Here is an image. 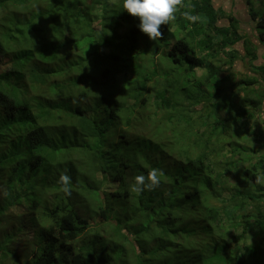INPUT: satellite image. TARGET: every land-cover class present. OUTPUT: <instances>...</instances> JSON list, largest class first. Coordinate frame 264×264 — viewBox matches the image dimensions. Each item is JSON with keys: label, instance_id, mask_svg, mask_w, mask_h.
<instances>
[{"label": "trees", "instance_id": "obj_1", "mask_svg": "<svg viewBox=\"0 0 264 264\" xmlns=\"http://www.w3.org/2000/svg\"><path fill=\"white\" fill-rule=\"evenodd\" d=\"M212 2L166 0V5H163L156 0H124V3L116 0H0V58L8 56L11 59L10 66L0 72V264L110 263L113 247L119 246L115 243L128 239V233L125 235L127 231H122L119 222L115 223L116 235L112 234L108 245L107 236L99 233L97 236L86 235L80 239L89 222L76 207L50 209L45 214L51 222L48 226H38L34 221L31 212L39 205L41 189L44 188H39L41 184L46 187V192L56 187L67 192V182L52 170L59 162L58 151L55 150L58 146L57 138L54 139L52 133L55 130L54 136L59 133L58 122L61 119L74 122L78 120L77 116H86L89 112L81 104L76 107L73 105L77 97L88 99L86 91L77 94L72 89L86 83L85 78H93V70L106 79L110 78L111 86L115 85L121 94H125L127 110L148 105L152 97L151 93L145 92L146 82L142 83L140 89L138 82L125 80L126 73L131 69L127 71L126 64L131 66L140 52L150 49L159 51L168 46L170 48L164 51H167L173 62L179 63L184 59L189 63L186 71L197 67L208 71L207 74H200L199 78L207 82L206 90L216 92L220 104L219 101L216 104L215 119L210 121L211 132L205 144L203 140L194 142L196 152L199 153L197 156L190 150L186 157V150H178V146L174 147L169 139L153 137V140H142L147 142V146L135 161L143 166L146 178L152 180L147 187L142 183L138 185L140 203L146 194L151 193L154 199L158 197L153 205L143 204V208L150 213V219H154L158 226L164 224H161L162 220L174 223V220L180 219L182 234L196 246L201 245L205 252L196 255L195 264H205V261L207 264H264L263 243L254 247L247 241L249 233H259L264 242V211L246 209V213L240 217L231 211L233 206H241L239 199L247 208L248 200L255 201L264 197V156L244 172L238 169L232 159L234 153L241 151V147L235 141L236 135H239L238 128H233L227 121L232 119L237 123L238 120L236 126L243 125L248 134L252 130L251 114L243 107L237 109V92L234 90L226 95V82L218 75L224 64L237 59L240 51L233 48L234 45L242 46L244 50L248 42L251 48L257 44L251 41L247 32L242 33L241 28H234V21L238 20L231 12L228 14L224 9L218 12ZM260 2L264 6V0ZM246 4L256 29H260L259 42L263 45L264 8L258 9L253 0H246ZM224 16L231 21L229 26L221 23ZM172 24L175 30H172ZM158 31L163 35L158 39L153 38ZM215 32L221 39L216 37ZM197 49L209 53L213 59L222 52L224 59L213 65L207 56L197 57ZM69 54L73 59L67 62L66 56ZM202 60L207 61L203 63ZM145 62L146 58L142 61L144 67ZM133 75L138 73L134 72ZM199 78L188 80L187 83L180 82L178 88H184L189 83L196 86ZM122 81L126 83L123 91L118 88ZM243 83L251 86L258 83V80L249 78ZM202 87L199 93L191 89L193 97L189 99L197 102L204 95ZM155 95L158 96L156 107L162 110L164 103L158 99L163 93L159 94L158 91ZM206 98L210 99L208 94ZM223 103L226 108L220 113L218 110ZM106 108L110 114H121L122 105L110 104ZM94 111H97L95 107ZM229 111L237 112L239 117H227ZM69 112L75 117L69 116ZM129 121L133 122V119ZM56 122L59 126L53 125ZM79 125L83 133L99 135V138L105 132L99 128L96 120L91 122L89 118L88 121L82 120ZM170 130L173 133V129ZM78 131L76 129V133ZM201 145H205L204 150ZM103 160L108 162L109 159L104 156ZM223 160L225 168L217 169ZM115 163L119 169L131 167L129 161ZM145 164L152 165L151 169H145ZM134 170L133 174L128 171L122 174L119 171L112 177L102 167L97 168V173L104 175L107 185L112 182H129L131 185L142 176ZM39 171L45 176H40ZM229 174H234L235 180L231 179V187L226 188ZM244 176L247 181L243 183ZM238 184L246 185V190L241 191ZM18 187L19 191L14 192ZM133 188L128 186L123 192L109 188L108 191L98 193L102 215L108 219L109 213H112L102 207V200L106 198L104 193L114 199L124 197L127 200L133 196ZM219 189H226L235 195L228 198L224 193H212V190ZM88 192L82 193L87 195ZM25 194L27 196H23ZM216 201H220L223 208ZM119 204L122 209L128 207ZM120 205L114 204L113 212ZM16 206H25L30 210L34 223H25L32 229L37 227L35 241L22 242L15 231L9 229L14 222L18 225L22 223L12 213L11 207ZM252 212L256 213L253 220L250 218ZM226 217L233 220L230 226L224 225ZM232 226H236L233 234ZM170 229L171 232L176 231ZM10 232L13 237L5 241L4 237ZM163 235L166 236L165 233ZM151 241L154 242L155 238ZM30 242L28 254L23 256V261H19L21 254L18 251L24 247L28 249ZM32 247L35 258L28 261ZM126 260L133 263L128 256Z\"/></svg>", "mask_w": 264, "mask_h": 264}, {"label": "rangeland", "instance_id": "obj_2", "mask_svg": "<svg viewBox=\"0 0 264 264\" xmlns=\"http://www.w3.org/2000/svg\"><path fill=\"white\" fill-rule=\"evenodd\" d=\"M116 1L120 3L123 1L124 3V0ZM156 1L164 4L166 2V0ZM253 2L258 9L263 10L264 6L260 0H253ZM220 5L228 14L231 12L232 16L238 20L234 21V28H241L242 33L247 32L251 41L257 44V47L251 48V44L248 42V46H245L244 50H242V46H238L236 49L242 52L238 53L237 59L234 62L224 64L221 72L218 73L220 79H224L226 82L225 87L227 92L225 93L229 95L233 89L237 92L238 97L235 99L237 109L243 107L251 114L252 124L250 126L252 130L248 131V134H246V129L243 125L239 124V126H236L238 120L237 123H234L236 120L233 121L232 119L227 121L233 128H238L239 135H236L235 141L240 145L241 151L234 153L232 159H234L238 169H242V172H244V170H250L252 163L257 162L264 156V118L256 117L258 114L261 117L264 115V79L261 78L262 82L260 86H247L243 83L244 80L249 78L259 77L256 70L264 72V67L260 66L261 63L264 64V44L262 45L259 42L260 29H256V23L250 17L246 0H214V6L218 7V12L220 11ZM221 23L229 26L231 21L224 16ZM171 26L172 30L176 29L173 24ZM161 35L163 33L158 31L153 38L158 39ZM215 35L218 39H221V36L217 32H215ZM152 46L155 47V44L152 43ZM169 48L170 46L164 49ZM164 49L159 51L150 49L146 50V52H140L131 66L126 64L127 71L131 69L129 73H126L125 80L138 82L141 85L140 89H142V83L146 82L147 87L145 92L148 94L151 93L152 100L144 107L139 105L137 109L127 110L125 94H121L115 85L111 86L112 80L110 78L106 79L102 77V74L95 70H93V73H95L93 74V78H85L86 83L72 89L77 94L81 91H86L88 99L77 97L73 105L76 107L81 104L89 112L86 116H77L76 118L78 120L74 122L61 119L58 122L60 125L59 133L55 136L54 133L56 130L52 133V137L54 139L55 137L57 138L56 142L58 146L55 150L58 151L59 156V162L53 166L52 170L53 173L59 174L67 182L66 188L68 193L58 187L53 191L46 192V187L41 184L39 188H44L41 189L39 205L31 212L34 215L35 223L39 224L38 226H48L51 222L46 219L45 214H48L50 209L55 207L64 209L76 207L79 210L77 211L89 222L87 230L84 233L82 232L83 234L80 236V239L85 238L86 235L97 236L99 233L100 235L107 236L108 245H110L112 234L116 235L114 232L115 223L117 224L119 222V227H122V231H127L125 235L128 233V239L115 243L119 246L116 245L117 247H113V254H111L112 260L109 264H195L196 255L205 253L201 245L196 246L192 240H187V236L182 234L179 218L174 220V223L170 221L166 223L162 220L161 224L164 223L162 226H158L154 219H150V213L148 209L143 208V204L149 203L153 205L158 197L154 199V197H151V193H149L141 199V203L139 200L140 190L138 185L142 183L144 187H147L151 183L150 180H152L146 178L143 166L138 165L135 161L137 155L146 149L147 142H143L142 140L144 138L153 140L155 137L161 140L169 139L174 147L176 145L178 146V150H186V157L189 155L190 150H193V155L197 156L199 153L196 152L194 142L203 140V144H205L211 132L210 121H214L215 119L216 112L214 110L217 108L216 104L218 101L220 104V99L217 97L216 92L213 90L209 92V89L206 90L207 82L199 78L200 74L208 73L205 68L197 67L194 70L186 71L189 68V63L184 59L180 60L179 63L173 62ZM227 49H229V46H227ZM196 55L199 58L207 56L208 61L213 65L218 64L224 59L222 52L219 53L218 59H213L207 52L197 51ZM145 58L146 62L144 67L142 61ZM72 59L73 56L71 54L66 56L67 62H70ZM206 61L202 60L203 63H206ZM10 64V57L0 58V72L7 69ZM134 72L138 73V75L134 76ZM197 78H199V82L196 83V86L195 84L189 83L184 88H178L180 82L187 83L188 80H197ZM125 84V81H122L121 86L118 88H121L123 91ZM201 87L204 95L199 97L198 103L195 99H189L193 97L191 95V89L199 93ZM154 88L155 90L153 91ZM150 89L152 90L150 91ZM158 91L159 94L163 93L158 99L164 103L165 107L162 110L156 107V99L158 96L155 94ZM207 94L210 99L206 98ZM116 103L122 105L121 114H110L106 107ZM224 103L218 110L220 113L226 108ZM94 107L97 111H94ZM224 114L227 116L226 112ZM232 115L236 119L239 117L238 113L234 111H231L227 117ZM69 116L75 117L70 112ZM88 118L91 122L96 120L99 128L105 131L103 137L99 138V135L86 134L80 130V122L82 120L88 121ZM130 119H133V122H130ZM58 123L56 122L53 125H58ZM170 128L173 129V133ZM221 128L226 127L221 126ZM76 129L79 130L78 133H76ZM223 135L225 136L226 134L224 133ZM201 148L204 150L205 145H201ZM104 156L109 159L108 162L103 160ZM219 159L221 160V157ZM217 160L218 158L215 161ZM225 160H223L222 164H219L220 167L217 169L225 168ZM115 161L117 163L129 161L131 162V167L128 169L116 168L117 164ZM144 166L147 170H150L152 167L149 164H145ZM102 167L107 170L108 174H112V177L119 171L122 174H125L126 171L133 174L135 172L134 169L139 174H142V176H140V180L136 178L135 182L133 184L131 183V185H129V182L117 184L112 182L107 185L104 175L97 173V168L102 169ZM43 174L42 171H39L40 176ZM229 175L226 179V183L228 184V186H225L226 188L231 187V179L235 180L234 174ZM242 180L244 183L247 181V177L244 176ZM108 183L110 182L108 181ZM128 186L134 188L132 190L133 196L127 200L124 197L114 199L109 194L104 193L106 198L102 200V207H105V209L108 208L112 212L109 213V218L106 219L100 212L99 205L101 203L97 200L98 193L108 191L109 188L123 192ZM238 186L241 191L246 190V185L238 184ZM87 189L89 192L87 195H84L82 192H87ZM16 190L14 192H18L19 187ZM212 193L217 195L224 193V196L228 198H232L235 195L226 189L212 190ZM23 196H27V194ZM238 201L242 207L233 206V210L231 209V211L235 212L239 217L246 213V209L264 211V197L255 201L248 200L246 202L247 208L244 207L240 199ZM119 203L126 204L128 207L122 209ZM215 203L220 208H223L220 201H216ZM112 204H115V206L120 205V207L116 208L113 212ZM12 209L13 212H11L15 213V216L22 223L18 225L14 222L12 227L9 226V229L12 228L18 239H21L22 242L23 240L35 241L34 234L37 227L32 229V227L26 224L28 222L34 223L33 219H31L33 216L30 210L28 211L25 206L18 208L17 206L15 208L11 207ZM255 216L256 213L252 212L250 218L253 220ZM187 219L189 220L190 218ZM232 221L230 217H226L224 219V225L230 226ZM4 228H6L5 224ZM170 228L176 231L171 232ZM232 228L231 233L233 234L236 232V226H232ZM239 234L240 232L238 231L237 235ZM12 237L13 235L10 232L4 239L5 241H9ZM154 238L155 241L152 242L151 240ZM247 241L254 247L262 243L261 246H264V242L259 233H249ZM29 244L28 249L24 247L18 251L21 254L19 261H23V256L28 254L31 242ZM20 245L21 243H19ZM33 250L34 248L32 247L28 261H32L35 258L33 257ZM127 256L133 263L126 260ZM205 264H207L206 261Z\"/></svg>", "mask_w": 264, "mask_h": 264}, {"label": "clouds", "instance_id": "obj_3", "mask_svg": "<svg viewBox=\"0 0 264 264\" xmlns=\"http://www.w3.org/2000/svg\"><path fill=\"white\" fill-rule=\"evenodd\" d=\"M161 3V2H160ZM213 5H214V0H213ZM163 5H166V2H165V4H163ZM217 9H218V7H216ZM164 9L165 8H163V10L161 11L162 13H163V11H164ZM220 9H223L222 7H221V5H220ZM227 13V12H226ZM224 19V18H223ZM227 26V25H226ZM256 47H257V45H256ZM233 48H238V45H234V47ZM197 51H199L200 52V50H198L197 49ZM237 51H240V50H238L237 49ZM240 52H242V51H240ZM259 65V64H258ZM260 66L261 67H264V64L263 63H261L260 64ZM257 73H258V75H259V77H256L257 78V80H258V83H256V84H254V85H252V86H257V85H259L260 86V83L262 82V79L261 78H263L264 79V72H262V71H256ZM221 77H224V76H221ZM226 77H229V76H226ZM234 91V89L233 90H231V92H230V94L232 93ZM225 92H227V91H225ZM226 95H228V94H226ZM256 117H258V118H264V115L261 117L259 114L256 116Z\"/></svg>", "mask_w": 264, "mask_h": 264}]
</instances>
